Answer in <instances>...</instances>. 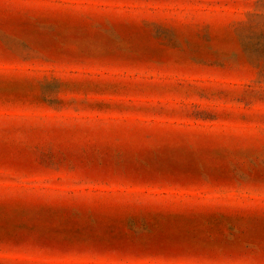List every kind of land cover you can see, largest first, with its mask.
Instances as JSON below:
<instances>
[{
    "label": "rangeland",
    "instance_id": "rangeland-1",
    "mask_svg": "<svg viewBox=\"0 0 264 264\" xmlns=\"http://www.w3.org/2000/svg\"><path fill=\"white\" fill-rule=\"evenodd\" d=\"M262 79L264 0H0V264H57L36 245L61 243L260 264L264 103L236 94ZM178 85L208 98L156 90Z\"/></svg>",
    "mask_w": 264,
    "mask_h": 264
},
{
    "label": "snow or ice",
    "instance_id": "snow-or-ice-1",
    "mask_svg": "<svg viewBox=\"0 0 264 264\" xmlns=\"http://www.w3.org/2000/svg\"><path fill=\"white\" fill-rule=\"evenodd\" d=\"M140 0H137L139 3ZM147 2V0H145ZM264 83V79L261 80ZM77 90L80 88L92 90H118L120 85L109 84H85L77 85ZM157 91H173L185 94L204 95L208 98V94L202 89H185L182 85L175 86L171 89H156ZM238 102L251 106L255 102L264 103V91L259 95L252 94L251 91H244L236 94ZM74 106L79 110L80 107L85 108H108L115 111H147L144 106L132 107L120 102L114 103H89L86 99L81 100L79 104L73 102ZM153 110L162 111V107H154ZM202 110L193 109L187 114L196 117L197 113ZM224 119H233L231 113L223 115ZM244 118V117H241ZM261 124V134L264 135V113L259 116ZM264 183V180L261 181ZM0 243L5 246L16 243L7 238L0 237ZM37 247L49 249V254L57 259V264L66 262V264H219L218 257L225 253L210 249V248H195L185 246H168L160 245H145V244H124L120 246H109L103 243H68V244H37ZM228 255H255L254 252H234ZM261 262L264 264V242L261 244Z\"/></svg>",
    "mask_w": 264,
    "mask_h": 264
}]
</instances>
